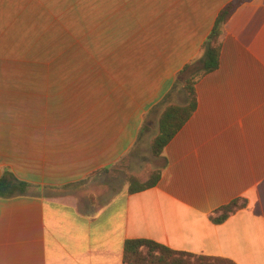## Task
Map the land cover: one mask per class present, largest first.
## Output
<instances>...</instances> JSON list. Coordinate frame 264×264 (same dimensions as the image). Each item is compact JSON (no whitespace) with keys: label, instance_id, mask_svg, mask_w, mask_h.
Masks as SVG:
<instances>
[{"label":"crops","instance_id":"crops-1","mask_svg":"<svg viewBox=\"0 0 264 264\" xmlns=\"http://www.w3.org/2000/svg\"><path fill=\"white\" fill-rule=\"evenodd\" d=\"M232 1L151 0L152 42L127 46L143 54L122 60L115 82L0 76V179L32 186L0 197V264H123L129 239L264 264V0L224 26L219 68L199 80L196 111L154 157L155 187L129 194L125 185L95 203L60 191L151 143L165 107L185 104L172 90L178 74ZM236 199L247 206L214 223Z\"/></svg>","mask_w":264,"mask_h":264},{"label":"rangeland","instance_id":"rangeland-1","mask_svg":"<svg viewBox=\"0 0 264 264\" xmlns=\"http://www.w3.org/2000/svg\"><path fill=\"white\" fill-rule=\"evenodd\" d=\"M30 1L0 0V76H90L106 82L120 74L122 60L143 54L128 51V45L152 42L151 0ZM113 30L119 35L112 36ZM178 81L172 90H182ZM158 164L151 143L138 146L108 172L60 191L95 203L128 185V176L148 180Z\"/></svg>","mask_w":264,"mask_h":264},{"label":"trees","instance_id":"trees-1","mask_svg":"<svg viewBox=\"0 0 264 264\" xmlns=\"http://www.w3.org/2000/svg\"><path fill=\"white\" fill-rule=\"evenodd\" d=\"M253 0H234L227 4L219 13L215 25L202 46L201 56L190 62L178 75L184 77L182 90L185 94V104L167 105L159 119L158 134L152 139L151 152L156 158L161 157L166 146L196 111L198 101L196 85L201 78L215 71L220 66L222 54L223 28L236 10ZM181 83L178 81V84ZM103 169L92 174L108 172ZM162 169L153 171L148 180L142 182L135 176L127 177L129 194H136L155 187L162 177ZM27 182L20 181L10 173L0 179V197L9 198L21 195L31 189ZM63 187L61 189H67ZM247 206V201L236 199L218 209L211 217L216 224L225 222L230 216ZM123 264H236L226 258L198 255L184 251L173 250L163 244L149 239H129L124 246Z\"/></svg>","mask_w":264,"mask_h":264}]
</instances>
